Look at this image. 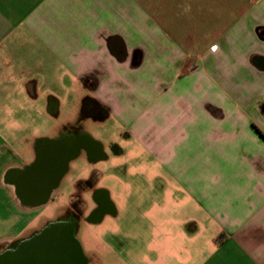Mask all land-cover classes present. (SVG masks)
Here are the masks:
<instances>
[{
    "label": "crops",
    "instance_id": "obj_1",
    "mask_svg": "<svg viewBox=\"0 0 264 264\" xmlns=\"http://www.w3.org/2000/svg\"><path fill=\"white\" fill-rule=\"evenodd\" d=\"M67 84L126 133L145 262L264 264V0H0L1 191L6 136Z\"/></svg>",
    "mask_w": 264,
    "mask_h": 264
},
{
    "label": "rangeland",
    "instance_id": "obj_2",
    "mask_svg": "<svg viewBox=\"0 0 264 264\" xmlns=\"http://www.w3.org/2000/svg\"><path fill=\"white\" fill-rule=\"evenodd\" d=\"M66 86L64 88L57 85L52 88L50 85L49 89L46 87V92L50 91V94L53 92L52 95L46 98L40 97L38 103L34 105L35 111H37L34 117L26 115L16 120L19 125L18 129L13 135L6 136V145L18 150L25 159L31 160L38 141L41 139H58L66 130L69 131L70 129H74L78 133L88 134L92 139L102 143L105 148L109 147L111 143H115L120 148V152L110 156L109 163L94 168L87 165L88 163L84 162L82 157H77L71 161L69 169L64 175L61 188L64 190L72 183L94 177V181L99 183V187H108L113 190V187L115 188L111 179L113 174L121 179L128 177L127 166L131 159V151L128 150L126 133L120 127L114 128L115 121L111 117L106 120L82 117L81 101L86 96L93 95V89L83 86H68V84ZM52 97L61 103L58 117L44 115V111L48 107V100ZM8 127L10 129L12 127L11 120L8 122ZM3 169V167L0 168V173ZM96 170L103 173V176L95 177L94 171ZM127 186L123 182V184H119V189L113 190V201L119 205L121 212L120 219L114 220L107 217L102 225L86 224L81 229H77L76 237L86 256H89L88 264H148L145 262L148 257H160L161 261L164 260V252L161 254L160 249H156L154 254H151L146 247L145 243L150 240L151 235L142 227V212L140 215L132 216L136 209L134 203L130 204L131 196L128 198ZM120 192L124 193V199H122ZM147 195V193L144 194V191L135 195L141 211L146 206ZM57 196L48 205L46 204L30 213H23L16 208V204H19L20 201L10 200L4 191L0 190V250L9 245L12 240L19 241L28 235L29 237L37 236L51 224L59 223L62 216L68 213V207L72 203H70L67 194H58ZM133 233L136 234L135 240L140 244L134 250L126 248L122 253L118 252L119 241L134 240L131 237Z\"/></svg>",
    "mask_w": 264,
    "mask_h": 264
},
{
    "label": "flooded vegetation",
    "instance_id": "obj_3",
    "mask_svg": "<svg viewBox=\"0 0 264 264\" xmlns=\"http://www.w3.org/2000/svg\"><path fill=\"white\" fill-rule=\"evenodd\" d=\"M60 104L55 99L48 102L52 116H59ZM80 108L82 117L94 120L110 118V108L96 97L83 98ZM114 126L117 128L115 124ZM119 152L120 148L115 143L105 148L102 143L92 139L88 134L78 133L74 129L66 130L58 139L38 141L31 160L25 159L18 150L7 147L5 163L8 168L4 179L6 187L4 194L10 200L20 201L16 204V208L23 213H30L48 205L58 197V194H67L72 204L68 207V213L62 216L57 224H73L77 229H81L86 224L102 225L107 217L117 216L111 201L115 188L110 190L108 187H99L94 177H89L61 190L64 175L69 169L70 162L77 157H82L87 165L95 168L109 163L110 156ZM63 167L65 170L61 175ZM94 175L99 177L103 176V173L96 170ZM111 179L113 186H116L115 178L113 179L112 176ZM31 237L28 235L19 241H10L0 253L17 250L36 236ZM86 257L88 261L89 256Z\"/></svg>",
    "mask_w": 264,
    "mask_h": 264
},
{
    "label": "water",
    "instance_id": "obj_4",
    "mask_svg": "<svg viewBox=\"0 0 264 264\" xmlns=\"http://www.w3.org/2000/svg\"><path fill=\"white\" fill-rule=\"evenodd\" d=\"M76 232L73 224H51L17 250L0 253V264H88Z\"/></svg>",
    "mask_w": 264,
    "mask_h": 264
}]
</instances>
